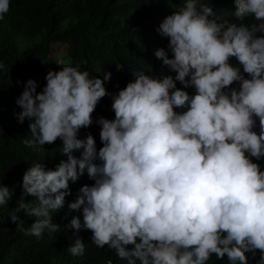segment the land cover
I'll list each match as a JSON object with an SVG mask.
<instances>
[{"label": "clouds", "instance_id": "1", "mask_svg": "<svg viewBox=\"0 0 264 264\" xmlns=\"http://www.w3.org/2000/svg\"><path fill=\"white\" fill-rule=\"evenodd\" d=\"M227 6L245 23L219 20L201 0H183L162 19L156 31L172 55L157 48L154 56L175 78L133 70V80L109 93L110 72L101 79L61 62L41 91L32 79L24 83L16 99L18 122L29 120L24 144L36 151L59 139L67 159L47 170L34 162L23 173L10 217L21 231L37 238L60 231L51 213L86 172L94 183L69 203L81 215L65 226L90 231L95 246L107 245L127 264H207L213 255L248 264L246 254L257 252L256 264H264V170L252 160L264 158V0ZM9 9L10 0H0V19ZM105 96L114 118L96 119L97 150L91 133L78 134ZM12 196L0 183V207ZM20 210L35 217L28 228ZM67 251L81 256L85 244L77 236Z\"/></svg>", "mask_w": 264, "mask_h": 264}, {"label": "trees", "instance_id": "2", "mask_svg": "<svg viewBox=\"0 0 264 264\" xmlns=\"http://www.w3.org/2000/svg\"><path fill=\"white\" fill-rule=\"evenodd\" d=\"M231 1L201 0L213 8L219 20L240 24L245 20L234 21L237 19L232 14L235 6L230 10L227 6ZM182 3L183 0H10L9 11L0 19V183L13 189V196L7 206L0 207V264H127L107 245L95 246L90 240V231L77 232L65 226L73 216L81 215L78 210L69 209V203L75 201L83 185L94 183L86 172L76 182H69L70 194L65 196L63 207L51 213L60 231H45L37 238L26 235L11 221V210L21 197L23 173L31 164L41 162L47 170L67 159L60 152L59 139L36 151L24 144L23 141L30 138L29 120L18 122L17 114L21 109L16 99L28 79L36 82L39 92L46 83L49 69L59 70L69 63L101 79L105 72H110V80L105 81L109 93H117L133 80V70L175 78L176 73L154 56V50L164 48L171 57L168 38L161 37L156 29L162 19ZM230 63L235 66L238 62ZM176 86L183 87L178 81ZM233 87H238V83ZM185 91L192 94L194 89ZM111 102V96L102 98L92 113V125L81 128L78 134V138L83 139L91 133L97 150L102 142L95 121L100 116L114 118ZM254 131L259 132L258 119ZM73 155L79 157L80 151H74ZM252 160L264 170V158ZM24 199L35 200L27 195ZM16 215L24 221V228L35 220L24 210ZM77 236L84 242L85 251L74 257L67 248ZM246 255L248 264H256L259 259V252L255 259L251 253ZM207 264H228L227 257L221 260L213 255Z\"/></svg>", "mask_w": 264, "mask_h": 264}]
</instances>
